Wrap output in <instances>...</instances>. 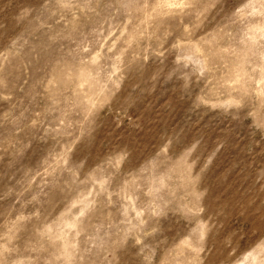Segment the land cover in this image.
<instances>
[{
  "label": "rangeland",
  "instance_id": "374dc122",
  "mask_svg": "<svg viewBox=\"0 0 264 264\" xmlns=\"http://www.w3.org/2000/svg\"><path fill=\"white\" fill-rule=\"evenodd\" d=\"M0 264H264V0H0Z\"/></svg>",
  "mask_w": 264,
  "mask_h": 264
}]
</instances>
